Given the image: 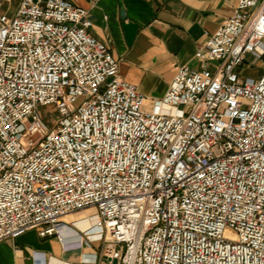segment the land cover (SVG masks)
Returning a JSON list of instances; mask_svg holds the SVG:
<instances>
[{
	"label": "built area",
	"instance_id": "1",
	"mask_svg": "<svg viewBox=\"0 0 264 264\" xmlns=\"http://www.w3.org/2000/svg\"><path fill=\"white\" fill-rule=\"evenodd\" d=\"M91 26L67 0L0 13V242L35 230L84 249L64 264H264V61L244 75L264 0H238L161 97ZM85 209L91 228L65 220Z\"/></svg>",
	"mask_w": 264,
	"mask_h": 264
},
{
	"label": "crops",
	"instance_id": "2",
	"mask_svg": "<svg viewBox=\"0 0 264 264\" xmlns=\"http://www.w3.org/2000/svg\"><path fill=\"white\" fill-rule=\"evenodd\" d=\"M67 1L89 11L90 34L109 47L121 77L151 98L165 93L180 66L196 65L197 48L233 14L238 0ZM20 2L0 0V13L14 15ZM32 234L37 242L25 237ZM70 247L29 230L0 242V264H32L34 250L51 256L52 264L78 261L84 249Z\"/></svg>",
	"mask_w": 264,
	"mask_h": 264
},
{
	"label": "rangeland",
	"instance_id": "3",
	"mask_svg": "<svg viewBox=\"0 0 264 264\" xmlns=\"http://www.w3.org/2000/svg\"><path fill=\"white\" fill-rule=\"evenodd\" d=\"M263 61H264V57L261 61H258L256 64L252 65L251 67L247 68V69H244V75L245 76H250V77H253V78H259V76L262 74L263 72ZM82 99L79 98L76 102H75V105H79L81 103ZM41 110L43 112H45V108H41ZM90 213V210L88 209H85V210H81L79 212H76V213H73L71 215H68L65 217V220L67 221H72V220H77V219H80V218H84V217H87ZM27 238V240L29 242H37L38 240H36L34 234H32L31 236H25ZM225 237L226 238H229V239H233L235 237L234 234L232 233H225Z\"/></svg>",
	"mask_w": 264,
	"mask_h": 264
},
{
	"label": "bare ground",
	"instance_id": "4",
	"mask_svg": "<svg viewBox=\"0 0 264 264\" xmlns=\"http://www.w3.org/2000/svg\"><path fill=\"white\" fill-rule=\"evenodd\" d=\"M79 212V211H78ZM76 213V212H75ZM76 224L77 226L81 229V230H87L89 228H91V221L84 217V218H80L76 220Z\"/></svg>",
	"mask_w": 264,
	"mask_h": 264
}]
</instances>
